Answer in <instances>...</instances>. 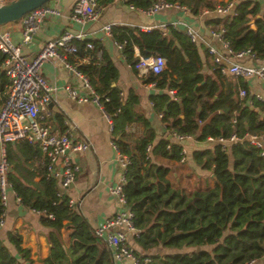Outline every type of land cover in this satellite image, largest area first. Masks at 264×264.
I'll return each mask as SVG.
<instances>
[{
  "label": "trees",
  "instance_id": "16d2710c",
  "mask_svg": "<svg viewBox=\"0 0 264 264\" xmlns=\"http://www.w3.org/2000/svg\"><path fill=\"white\" fill-rule=\"evenodd\" d=\"M109 1L98 0V4L102 6ZM151 1L127 0V3L134 8H145ZM176 1L194 14L202 8L211 11L217 4L211 0ZM256 15L258 18H254ZM251 19H254V28L250 27ZM219 22L218 17L208 20L213 28ZM220 24L225 28L224 39L232 50L249 48L258 56L264 55V0L237 2ZM110 36L122 44L121 55L131 67L136 60L134 47L141 56L157 55L165 60L163 71L157 76L146 74L144 82L175 89L177 100L166 92L148 96L168 131L194 135L198 141L208 136L226 138L232 133L241 136L245 132L264 137V101L251 96L249 105L248 99L239 100L237 90H247L246 82L232 81L213 66V76L204 75L196 45L182 32L169 25L165 33L158 29L143 31L133 26L110 25ZM87 42L93 48L88 53L101 49L102 63L88 62L80 64L78 69L94 90L103 95L102 103L112 119L115 144L129 160L122 191L125 206L133 213L134 243L144 251L155 246L197 248L154 255L134 251L136 264H244L260 258L264 254V154L260 155L245 141L227 149L212 144L191 153L193 163L212 175L211 188L185 190L183 186L171 184L167 178L168 167L153 159L178 162L180 145L167 135L154 140L148 120L134 110L137 96L131 91L122 96L111 85L116 81L117 70L98 41L76 42V55L85 53L83 48ZM5 81L0 70V96ZM133 123L142 126L140 134L127 132ZM148 144L151 150L146 156ZM3 150L10 166L6 180L12 191L23 206L42 215L39 221L47 229L44 234L47 254L39 263H33L28 258V250L20 246V235L7 230L6 238L21 261L0 242V264H115L110 248L94 234V228L68 206V196L57 194L55 179L45 177L44 169L34 164L40 153L36 144L19 139L5 142ZM203 246L210 249H202Z\"/></svg>",
  "mask_w": 264,
  "mask_h": 264
},
{
  "label": "built area",
  "instance_id": "2783aa9c",
  "mask_svg": "<svg viewBox=\"0 0 264 264\" xmlns=\"http://www.w3.org/2000/svg\"><path fill=\"white\" fill-rule=\"evenodd\" d=\"M7 1L9 0H0V4ZM239 1L241 0H224L222 3H217L211 11L221 16L229 15L233 6ZM169 8L188 11L185 5L179 4L176 0H152L145 8L137 9L150 15L159 10ZM101 10L98 0H75L68 12V20L78 25L95 22L99 18ZM209 11V9L204 8L201 12L208 13ZM60 15L61 11L56 5V0H50L21 16L18 20L21 27V39L19 41L12 42L9 32L0 29V54L2 55L0 70L6 79L0 96V228L3 225L5 216L6 188L7 186L10 187L6 180V172L9 165L3 150L5 142L24 139L36 144L40 151L39 164L45 171V177L55 179L59 188L58 195L66 194V189L72 184L79 170L77 163L73 160L74 154L89 148V142L86 140H71L69 126L63 127L61 132L56 133L50 129L49 124L46 122L49 117L47 105L55 87L48 84L45 80L41 73V67L45 62L56 58L78 80L75 86L68 84L62 86L67 97L78 103H92L105 119L110 144L114 148L116 161L119 166L116 181L107 188L109 195L118 207L111 215L105 217L95 226L93 232L110 248L112 259L115 262L126 261L127 264H136L137 257L135 252L127 242V234L133 233L134 235L136 233L133 226V213L125 206V197L122 191L124 173L129 160L126 155L119 152L115 144L114 136L111 132L112 119L102 103L103 95L94 90L87 77L78 69L80 64L88 62L101 64V49L94 50L93 54L88 53L93 48L91 43L87 42L83 48L85 53L82 56H77L76 42L83 40L82 33L80 31L62 30L58 35L45 40L31 56H26L21 52L22 44L29 41L30 36L39 29L44 19L59 17ZM172 26L177 28L175 24ZM165 29L166 26L161 24L160 30L162 33L165 32ZM102 30L106 35L110 36L109 24L102 26ZM141 30L148 31L150 28L142 27ZM180 32L190 42L204 44L206 54L213 68H216L221 75H227L233 79H241L243 81L256 77L264 82V55L258 56L249 48L232 50L224 39L225 28L221 24L216 28L207 30L208 36L219 43L221 50H217L209 42H204L198 30L187 24L182 26ZM114 45L121 54L122 44L114 42ZM133 51V56L136 57V60L130 67L136 70L137 76L142 77L148 73L157 76L165 68V60L161 56H141L135 47ZM244 57L248 58L251 64L246 65L234 61ZM69 58H71V61H69ZM150 84L154 85V82H150ZM166 93L172 99L177 100L175 89L167 88ZM237 96L239 100L248 99L251 96L259 99L256 95L248 94L244 88H238ZM247 103L250 105L249 99ZM150 104L152 106L151 101ZM156 115L159 118L161 117L160 113H156ZM231 122L233 124L234 120ZM163 125L165 128L164 123ZM166 135L176 143L193 136L181 135L167 129ZM205 140L213 144H220L224 149H227L232 144L245 141L248 145L256 148L260 155L264 154V137L260 134L245 132L239 136L232 133L226 138L208 136ZM150 150L151 145L148 144L145 147L146 156H149ZM180 153L181 156L178 162L184 163L186 156L185 149L182 146H180ZM67 204L73 208L74 201L68 197ZM47 216L51 218L50 214ZM143 260L148 261L147 258ZM253 261L250 260L244 264H251Z\"/></svg>",
  "mask_w": 264,
  "mask_h": 264
},
{
  "label": "crops",
  "instance_id": "0c3cea01",
  "mask_svg": "<svg viewBox=\"0 0 264 264\" xmlns=\"http://www.w3.org/2000/svg\"><path fill=\"white\" fill-rule=\"evenodd\" d=\"M74 1L56 0V5L60 9L61 15L44 19L39 29L30 36L29 41L22 44V54L31 56L45 40L58 35L62 30L80 31L83 39L98 41L103 52L107 54L117 70L116 81L111 83V85L116 86L121 91L122 96H126L128 91L133 92L138 99L134 110L148 120L155 134L154 140L164 137L166 129L154 112L148 96L166 92L167 88H159L155 83L151 85L150 82H144L145 75L142 77L137 76L136 70L125 62L123 56L116 49L111 36L103 32L102 26L106 24L127 25L138 27L140 30L142 27L160 30V25L164 24L166 26L165 32H167L168 25L180 31L182 26L187 24L198 30L204 42H209L217 50H221L219 43L211 39L207 34V30L213 28L208 23V20L218 17L220 18V24L228 15L221 16L212 11L202 13L201 11L204 8L194 14L187 6L188 11L169 8L148 15L137 8L131 7L127 0H111L101 6L100 16L95 22L78 25L68 20V12ZM211 1L222 3L224 0ZM251 20L250 27L251 24L253 25ZM173 24L177 28L173 27ZM0 29L9 32L12 42H17L21 39L19 21L2 24ZM195 45L201 60V72L204 75L213 76L212 65L206 54L204 44ZM69 61H71V58H69ZM234 61L246 65L251 64V61L246 57ZM41 73L48 84L55 87L54 92L51 94L50 103L47 105L49 117L46 122L49 124L50 129L57 133L61 132L63 127L69 126L72 141L86 140L89 142L87 150L78 152L73 156V160L77 163L79 170L65 193L74 201L73 208L94 228L118 207L107 191L108 186L116 181L119 173L115 151L110 144L107 123L98 108L92 103H78L67 97L62 86L64 84L75 86L78 80L64 68L59 60L53 58L45 62L41 67ZM223 76L232 81L236 80L227 75ZM244 82L247 84L246 91L248 94L256 95L260 100L264 101V82L262 80L251 77ZM126 130L128 133L138 135L142 131V126L139 123H133ZM116 138L120 139L119 136ZM177 143L185 149L186 161L184 163L168 161L159 157L153 159L154 162L168 167L167 178L173 185L183 186L185 190L203 187L211 188L213 179L210 172L196 166L191 159V153L195 150L208 148L213 143L206 140L198 141L194 135ZM34 164L40 167L38 158L37 161H34ZM9 170L10 166L8 167ZM34 179L36 180L37 178ZM39 215L32 209L23 206L14 195L12 189L7 186L5 216L3 225L0 228V242L19 261L21 259L16 255L5 233L7 230L16 231L21 238V248L28 250V258L33 263H39L47 254V244L44 238L47 229L41 225ZM61 234L63 235L64 231ZM132 235L133 233L127 234V242L140 255L168 254L197 249L182 248L180 251H175L174 249L155 246L144 251L134 243ZM65 244H67V239H65ZM202 249L209 250L210 246H203ZM115 264H127V262H115ZM251 264H264V254Z\"/></svg>",
  "mask_w": 264,
  "mask_h": 264
},
{
  "label": "water",
  "instance_id": "95a60500",
  "mask_svg": "<svg viewBox=\"0 0 264 264\" xmlns=\"http://www.w3.org/2000/svg\"><path fill=\"white\" fill-rule=\"evenodd\" d=\"M48 1L50 0H9L5 3L0 4V25L6 24L8 22L18 21L21 18V16L24 15L25 13L31 11L32 9L42 4L47 3ZM254 18H258V15H256ZM253 20L251 21L253 22ZM251 28H254L252 24H251ZM39 216L42 215L40 214ZM22 264H29V263L23 262Z\"/></svg>",
  "mask_w": 264,
  "mask_h": 264
},
{
  "label": "rangeland",
  "instance_id": "374dc122",
  "mask_svg": "<svg viewBox=\"0 0 264 264\" xmlns=\"http://www.w3.org/2000/svg\"><path fill=\"white\" fill-rule=\"evenodd\" d=\"M251 23V22H250ZM1 26V25H0ZM175 251L177 250V251H180L181 249H174ZM172 253H174V252H172Z\"/></svg>",
  "mask_w": 264,
  "mask_h": 264
}]
</instances>
